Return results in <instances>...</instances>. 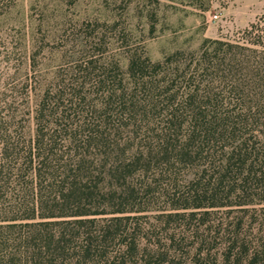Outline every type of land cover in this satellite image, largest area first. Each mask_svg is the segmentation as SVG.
Listing matches in <instances>:
<instances>
[{
	"label": "trees",
	"instance_id": "16d2710c",
	"mask_svg": "<svg viewBox=\"0 0 264 264\" xmlns=\"http://www.w3.org/2000/svg\"><path fill=\"white\" fill-rule=\"evenodd\" d=\"M52 23L0 38V264H264V29Z\"/></svg>",
	"mask_w": 264,
	"mask_h": 264
},
{
	"label": "rangeland",
	"instance_id": "374dc122",
	"mask_svg": "<svg viewBox=\"0 0 264 264\" xmlns=\"http://www.w3.org/2000/svg\"><path fill=\"white\" fill-rule=\"evenodd\" d=\"M116 1L16 0L0 17V38L15 35L18 28L23 32L25 26L16 25L24 20L49 18L63 33L85 18H117L157 60L176 49L195 50L204 38L239 40L251 24L264 29V0H131L126 9ZM214 13L217 20L210 19Z\"/></svg>",
	"mask_w": 264,
	"mask_h": 264
},
{
	"label": "built area",
	"instance_id": "2783aa9c",
	"mask_svg": "<svg viewBox=\"0 0 264 264\" xmlns=\"http://www.w3.org/2000/svg\"><path fill=\"white\" fill-rule=\"evenodd\" d=\"M210 19L211 20H217L218 19V14L214 13L213 15L210 16Z\"/></svg>",
	"mask_w": 264,
	"mask_h": 264
}]
</instances>
